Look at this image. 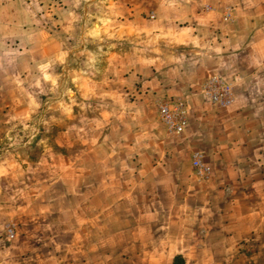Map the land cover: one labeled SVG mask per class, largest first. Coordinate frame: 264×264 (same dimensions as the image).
<instances>
[{"label":"rangeland","instance_id":"obj_1","mask_svg":"<svg viewBox=\"0 0 264 264\" xmlns=\"http://www.w3.org/2000/svg\"><path fill=\"white\" fill-rule=\"evenodd\" d=\"M259 8L0 0V264H264V182L215 185L209 154L180 137L196 108L223 106L191 85L161 93L159 63L174 51L169 65L194 69L220 22H255ZM175 100L190 121L180 134L158 117Z\"/></svg>","mask_w":264,"mask_h":264},{"label":"crops","instance_id":"obj_2","mask_svg":"<svg viewBox=\"0 0 264 264\" xmlns=\"http://www.w3.org/2000/svg\"><path fill=\"white\" fill-rule=\"evenodd\" d=\"M256 13L257 23L251 22V18H246L248 22L245 21L242 26L220 22L216 29V44L208 48L203 46L202 41L203 45L194 49L199 53L194 69H184L179 60L177 64L169 65L179 58L178 52L164 50L159 56V63L164 66L160 73L168 76L162 79L168 83L167 87L161 89L163 94L181 93L182 84L204 88L211 77L221 75L233 84L234 103L222 108H196L197 120L193 121L191 141L180 137L182 143L187 145L191 142L195 149L209 154L207 156L212 160L210 171L214 175L215 185L236 184L238 177L242 180L248 179L250 175L264 182V8H259ZM195 14L199 15L197 10L187 12L183 17L190 19L189 15ZM209 26L212 27V24ZM132 79L130 74L128 80ZM189 123L188 119L186 128ZM252 161L258 165H250ZM129 219V223L135 224L129 232L133 236L140 228L132 216ZM172 253L183 252L175 250Z\"/></svg>","mask_w":264,"mask_h":264},{"label":"built area","instance_id":"obj_3","mask_svg":"<svg viewBox=\"0 0 264 264\" xmlns=\"http://www.w3.org/2000/svg\"><path fill=\"white\" fill-rule=\"evenodd\" d=\"M205 93L212 102L225 106L231 101V90L221 77H211L204 86ZM187 108L181 101L164 102L159 106L158 117L169 132L180 134L187 125ZM194 165H201L200 159H194ZM202 172V170L200 171Z\"/></svg>","mask_w":264,"mask_h":264},{"label":"clouds","instance_id":"obj_4","mask_svg":"<svg viewBox=\"0 0 264 264\" xmlns=\"http://www.w3.org/2000/svg\"><path fill=\"white\" fill-rule=\"evenodd\" d=\"M29 146H25L24 148H28ZM37 146H35L34 145V149H33V153L32 154H34V151H35V148H36Z\"/></svg>","mask_w":264,"mask_h":264}]
</instances>
